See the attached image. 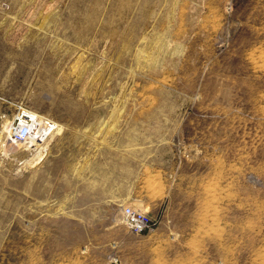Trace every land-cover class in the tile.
Returning <instances> with one entry per match:
<instances>
[{
  "label": "rangeland",
  "instance_id": "obj_1",
  "mask_svg": "<svg viewBox=\"0 0 264 264\" xmlns=\"http://www.w3.org/2000/svg\"><path fill=\"white\" fill-rule=\"evenodd\" d=\"M19 104L58 127L0 149V264H264V0H0Z\"/></svg>",
  "mask_w": 264,
  "mask_h": 264
},
{
  "label": "built area",
  "instance_id": "obj_2",
  "mask_svg": "<svg viewBox=\"0 0 264 264\" xmlns=\"http://www.w3.org/2000/svg\"><path fill=\"white\" fill-rule=\"evenodd\" d=\"M39 117L23 104H19L16 111H13L10 115H5V120L2 122L4 135L0 138V149L29 148V146H35L45 141L58 127V123L54 122L52 118H48L41 124L42 118ZM49 121L52 123L47 125L46 122ZM45 125L50 129H46ZM122 214L127 226L134 232L145 231L151 226L150 215L133 205H124Z\"/></svg>",
  "mask_w": 264,
  "mask_h": 264
},
{
  "label": "bare ground",
  "instance_id": "obj_3",
  "mask_svg": "<svg viewBox=\"0 0 264 264\" xmlns=\"http://www.w3.org/2000/svg\"><path fill=\"white\" fill-rule=\"evenodd\" d=\"M32 112H33V111H32ZM33 113H36V112H33ZM36 114L39 115V116L42 118V119H41V124H43V122H44L45 120H48V118H45V117L41 116V115L38 114V113H36ZM40 117H39V118H40ZM49 123L51 124L52 122H51V121L46 122L47 125H50ZM53 123H54V122H53ZM47 125H45V128H46V129L49 128ZM49 129H50V128H49ZM51 134H52V133H51ZM51 134H50V135H51ZM50 135H49V136H50ZM49 136H48V137H49ZM48 137H47V138H48ZM47 138H46L45 140H47ZM38 145H42V142L39 143V144H37V147H40V146H38ZM39 150H40L39 152H41L42 149H39ZM42 158H43V154L38 153V160H37V162L41 161Z\"/></svg>",
  "mask_w": 264,
  "mask_h": 264
}]
</instances>
